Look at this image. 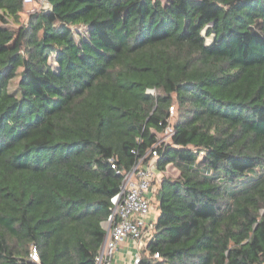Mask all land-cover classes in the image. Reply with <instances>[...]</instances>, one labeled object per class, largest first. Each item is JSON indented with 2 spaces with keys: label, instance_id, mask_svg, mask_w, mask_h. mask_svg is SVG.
<instances>
[{
  "label": "trees",
  "instance_id": "obj_1",
  "mask_svg": "<svg viewBox=\"0 0 264 264\" xmlns=\"http://www.w3.org/2000/svg\"><path fill=\"white\" fill-rule=\"evenodd\" d=\"M49 2L0 0V264H95L153 151L142 264H264V0Z\"/></svg>",
  "mask_w": 264,
  "mask_h": 264
},
{
  "label": "built area",
  "instance_id": "obj_2",
  "mask_svg": "<svg viewBox=\"0 0 264 264\" xmlns=\"http://www.w3.org/2000/svg\"><path fill=\"white\" fill-rule=\"evenodd\" d=\"M38 1L41 7L36 9L51 7L49 0ZM170 111L174 112L173 107H170ZM165 131L169 136L174 132L173 127L169 125ZM146 157L147 154L125 173L119 190L110 197V212L103 223L107 235L97 251L95 264H117V250L127 239L136 247L130 264H142L143 251L155 227V222H149L147 218L155 209L151 193L154 192L155 176L158 173L157 152L153 151L150 159ZM113 166L115 167V164ZM30 254L35 262L41 264L40 255L35 247ZM155 256L159 257V254L156 253Z\"/></svg>",
  "mask_w": 264,
  "mask_h": 264
},
{
  "label": "rangeland",
  "instance_id": "obj_3",
  "mask_svg": "<svg viewBox=\"0 0 264 264\" xmlns=\"http://www.w3.org/2000/svg\"><path fill=\"white\" fill-rule=\"evenodd\" d=\"M40 5L41 4H40V2L38 0H33L32 2H25V5H24L25 9L21 13V18H20L21 21H26L27 18H28V15L30 13H32L36 8L41 7ZM10 25H13L14 27L18 26L17 23H10ZM74 28H75V31L78 33L77 34V37L80 36V35H82V36L83 35L84 36L86 35V29L84 27H74ZM207 38H208V41L210 42V40H212L213 37H212V35H210ZM51 63L54 66H57L56 60L54 59V55H52V57H51ZM19 75H20V73L18 72L17 76L15 77V79L12 82V88H14L17 85V82L19 80ZM171 114H172V121H174L176 113L173 112ZM152 132L155 134L156 138H159V139L161 137H164L166 139H169L170 138L169 135H168V133L166 131L159 133V132H156V131L152 130ZM181 139L182 140L179 143H184L185 138L182 137ZM164 173L167 174V175H170V176H173L174 177V176H177L178 175L179 170L176 167H174L173 165H169L167 167V170ZM164 173L162 171L156 173L155 183H154V191L157 189L158 183H159L160 178H161V175L164 174ZM154 201L156 202L155 198H154ZM153 212L158 213L159 212V209L157 207H155V209H154Z\"/></svg>",
  "mask_w": 264,
  "mask_h": 264
},
{
  "label": "crops",
  "instance_id": "obj_4",
  "mask_svg": "<svg viewBox=\"0 0 264 264\" xmlns=\"http://www.w3.org/2000/svg\"><path fill=\"white\" fill-rule=\"evenodd\" d=\"M153 197V192L151 193ZM154 198V197H153ZM155 207L158 208V203L154 201ZM159 209V208H158ZM158 213L152 212L147 218L149 222H156ZM136 252L135 244L130 239L124 241L117 250V264H130L133 253Z\"/></svg>",
  "mask_w": 264,
  "mask_h": 264
}]
</instances>
